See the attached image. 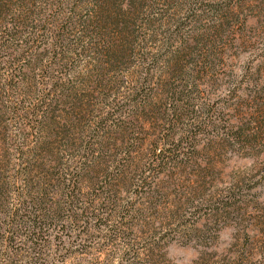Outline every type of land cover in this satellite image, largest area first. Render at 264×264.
Wrapping results in <instances>:
<instances>
[{"label":"rangeland","instance_id":"1","mask_svg":"<svg viewBox=\"0 0 264 264\" xmlns=\"http://www.w3.org/2000/svg\"><path fill=\"white\" fill-rule=\"evenodd\" d=\"M192 1L136 0L130 14L115 9L117 3H106V12L97 5L93 12L92 0H25L18 2L22 7L7 0L0 8V159L8 166L6 174L15 173L23 147L43 142L52 147L47 158L63 156L78 164L97 156L99 172L83 183L90 192L83 196L89 209L83 214L74 209L82 219L66 223L78 228L79 235L62 242L52 239L42 250L52 257L48 264H116L123 249L109 242L112 229L89 228L95 223L86 222L98 212L88 203L91 187L103 179L100 174L120 169L121 163L127 178L137 179L159 153L154 150L158 141L177 165L158 173V191L140 198L146 215L136 222L141 236L133 248L142 250L147 238L166 232L161 243L167 264H192L206 252H214V258L204 264L224 259L236 264L241 255L244 264H264V138L246 147L249 144L229 136L227 129H255V122L264 118V108L249 99L250 88L264 80V30L257 19L263 16L264 27V13L251 9L256 0H229L235 15L224 41L212 52L213 66H191L188 85L174 83L177 92L182 88L190 98L188 104L197 107L176 108L168 116L167 105L175 95L169 91L173 83L168 82L163 60L172 44H179L176 24L186 22V30L193 27L198 34L203 31L200 22L212 18L205 11L201 21L188 19ZM208 3L199 7L209 9ZM117 18L126 32L115 24ZM15 22L18 32L12 38L8 30ZM179 49L184 58L187 49ZM200 50H191L188 61ZM153 76L162 84L155 83L153 92L146 88L156 92L155 105L139 108L135 99L140 96H134L133 87ZM125 188L116 209L105 210L110 224L118 222L120 206L135 196V185ZM223 198L238 204L210 214L207 206H220ZM26 246L18 252L0 241V264L9 258V264H31L35 251Z\"/></svg>","mask_w":264,"mask_h":264},{"label":"trees","instance_id":"2","mask_svg":"<svg viewBox=\"0 0 264 264\" xmlns=\"http://www.w3.org/2000/svg\"><path fill=\"white\" fill-rule=\"evenodd\" d=\"M99 1L100 0H92L93 12L97 11V5L106 12V3H109L112 7L114 6L113 3H117L115 9L130 14L131 8L135 6L136 0H102L101 4ZM103 1H105V4H103ZM125 1H127L126 3L128 6L122 8ZM223 1H227L226 5H223ZM4 2H7V0H0V8L3 7ZM18 2L27 3L25 0H15V4L19 7L22 6ZM208 2L209 1L206 0H193L188 8V19L193 18L194 20L201 21L199 17L205 15L203 13L206 11L212 15V18H210L211 21L209 17H206L205 21H201L200 23H203V25H201L203 31L198 34L195 33L193 27L186 30V22L176 24L177 36L178 38L180 37L179 44L175 47L174 44H172L173 47H171L169 57L167 60H163V64L167 66L166 76L168 82L173 83L169 91L175 95V97H171L173 100L167 105L168 116H172L173 112L177 111L176 108L185 107L194 109L197 107L194 103L188 104L190 98H187V96L185 97L183 93H181L182 88L177 92L178 90L176 89L179 85H174V83H176L177 80L179 84L182 83L184 86H187V82L189 83L191 77V72L189 70L191 66L203 64L211 69L213 66V59L211 58L212 52L215 51L220 41H224L227 26L230 23L229 21H231L230 19L235 15V4H233V2L229 4V0H210V2ZM248 2H252V0H247V2L243 0L241 3ZM256 2L257 4L253 5L251 9L264 13V10H261L263 9L261 7L264 5V0H256ZM202 3H208L207 6L209 5V9H202L199 7L203 5ZM262 18L263 16H261V14L257 16V19L260 20L258 22L262 24L261 27L264 30ZM180 19L183 21V18ZM247 21L248 18L244 20L246 26ZM115 24H117V27H120V31L124 33L125 24L120 18L116 19ZM13 25L14 27L8 30L12 38L15 37L18 32L16 31L18 24L15 22ZM2 27L3 24L1 21L0 30ZM174 34L175 31L172 35ZM235 37H237V35ZM223 45H225V43H223ZM200 46L201 50L199 54L195 55V60L192 59L188 61V53L191 50L194 52V50ZM179 48L187 49L184 58V55L179 54ZM174 72L180 74L176 75ZM175 76H177V78H174ZM154 78V76L144 78L140 86L136 85L133 87V90H135L134 96H137V94L140 96L135 99L139 108L155 105L154 96L156 92L153 94L146 90L147 87L149 90L154 89L155 83H157V86L162 85L160 84V78L158 82L154 81ZM256 84L249 90L251 95L249 99L256 105V108H264V80ZM151 86L152 88H150ZM241 87L242 84L234 90V94ZM186 99H188V101ZM172 108H174L173 111ZM254 126H256L255 129L250 127L246 129L243 127L235 128V126H232L231 128H227L228 134L229 136L240 139V143L245 141L246 144H249L246 147H253L251 144L264 138V118L262 121L255 122ZM172 138H170L172 142H177L174 136H172ZM168 141L169 140L165 141L166 144ZM44 144L43 142L42 145L38 144L28 149L23 147V149L20 150L18 162L14 164L15 173L13 175L6 174V167L8 166L0 159V241L8 248H11L10 246H13V248L16 247L18 252L27 247L26 244H28L29 247L35 251V254L30 257L31 264H48L50 262V258L52 257L45 255L42 250L54 239L57 242H62L65 237L76 238V235H79V232L75 231L78 228L73 227L71 222L68 224L66 223L70 220L76 224L78 220L82 219L81 213L75 211L76 209H81L82 214L86 212V209H89V206L87 207L83 203V196L90 192H85L83 183L89 178H93L92 176L94 173L99 172L96 170L97 156L92 154L93 160L85 157L84 160L79 161L78 164L71 162L69 158H63V156L54 159L52 157L47 158L46 152L52 147H46ZM159 145V141L154 143V150L156 151L158 149L159 153L155 154L150 161L148 160L146 168L142 169L143 171L141 172L143 173L137 175V179L135 177L134 179H128L126 175L127 170L124 168L125 163H121L117 164L118 166L120 165V169H116L117 167L115 166V170L111 169L100 174L103 179L97 182V185L91 187L93 196L88 200V203H91L90 206H92L94 210H98V212H93L90 217L91 221L86 220V222L90 224L94 221L93 223H95V225L92 226L90 224L89 228L95 227L101 229L103 227H109L112 229L113 235L109 238V242H111L113 246L120 245L123 249L120 255L121 258L115 260L116 264H167L166 255L162 251V244L164 242L161 243L162 239L166 236V232H163V236L161 237H157L155 236L156 234H154L147 238L149 240L145 243L146 248L142 247V250L133 248V242L138 241L137 239L141 236L136 229L141 227V225L139 223L137 226L136 222L146 215V212H144V209L140 205V203L142 204L141 199L146 198V196H151L154 191H158V173L165 172L170 165H177L175 157L164 155ZM93 150L94 149L89 147L87 152L92 153ZM60 152H62V150H60L59 153ZM198 166H200L199 163ZM155 182L156 184H154ZM92 183L94 185V182ZM132 185H135L136 188V192H133L135 193L134 198L131 196V199H127V205L120 206L123 210H121L122 213L119 214L120 218L118 222L110 224L109 221L111 219L108 216V212L105 210L116 209L124 193L123 191L129 189L125 187ZM219 204L220 206H210L207 204L209 205L207 207H209L208 211L210 214L218 212L220 209L223 210V212L225 210L227 211V209L235 207L238 201L223 198ZM208 211L206 212L208 213ZM103 213L107 215L104 216ZM142 237H140L141 240ZM0 254H2V252H0ZM2 257L4 258V256ZM210 258H214V252H206V255L200 256L192 264H204L206 261L208 262ZM245 258V256H239L236 264H244ZM224 260L221 264L234 263L230 259H227V261ZM10 261L9 258L4 264H9ZM13 262L15 263L14 260Z\"/></svg>","mask_w":264,"mask_h":264}]
</instances>
